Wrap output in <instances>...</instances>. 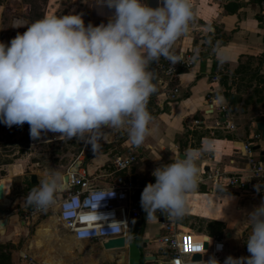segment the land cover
I'll return each instance as SVG.
<instances>
[{
    "label": "clouds",
    "instance_id": "clouds-1",
    "mask_svg": "<svg viewBox=\"0 0 264 264\" xmlns=\"http://www.w3.org/2000/svg\"><path fill=\"white\" fill-rule=\"evenodd\" d=\"M98 5L111 10L107 24L85 25L81 13L45 16L8 44L0 42V123L9 128L27 123L32 139L58 133L61 140L91 145L93 152L104 128H125L133 146L144 143L152 119L147 102L157 90L149 65L161 57L173 66L181 62L172 48L188 31L193 6L191 0H159L155 7L144 0H99ZM206 150H188L153 170L155 183L140 197L147 220L156 212L173 219L186 214V194L199 184L198 162ZM262 186L254 185L257 192ZM63 187L61 175L50 173L26 203L46 211ZM247 219L250 255L228 256L223 264H264V203ZM206 264L219 261L213 257Z\"/></svg>",
    "mask_w": 264,
    "mask_h": 264
},
{
    "label": "crops",
    "instance_id": "crops-1",
    "mask_svg": "<svg viewBox=\"0 0 264 264\" xmlns=\"http://www.w3.org/2000/svg\"><path fill=\"white\" fill-rule=\"evenodd\" d=\"M262 1L191 0L194 18L189 23L188 31L175 41L172 53L178 57L180 52L191 50L197 53V57L193 65L180 68L170 78L162 76L154 68V62L149 65L148 70L153 73V83L157 90L147 102L152 119L149 124L150 132L144 143L139 147L133 146L125 128H104L98 141L99 149L93 152L91 145L85 144L81 154L69 167L72 168L76 161H80L77 170H85L88 176L93 177L94 183L103 185L117 173L113 164L114 158L135 153L136 161L131 165L133 171L130 166L124 174H130L132 180L141 185L155 180L152 175L155 168L171 163L188 150L207 148L198 162L199 184L196 189L186 194V214L176 219V222L197 237L222 239L226 250L229 251L224 252L223 258L225 255L237 258L234 251L240 254L237 245L231 250L226 245L227 241L236 235L229 229L239 220L240 213L248 214L254 207L264 203V186L256 193L230 189L224 179L214 177V169L218 167L223 172L230 171L246 178L251 176L247 157L243 154V145L250 143L252 157L264 163V135L256 127V123L263 120L255 119L250 121L246 137L233 136L232 131L237 128L230 116L229 101L225 94L220 93L217 66L219 63L234 64L243 56L264 53V30L258 14ZM80 2H83V5L88 3V13L83 16L85 25L108 23L111 10L100 7L99 0ZM144 2L155 7L158 6L159 0ZM175 87L178 88L177 93H173ZM241 102L236 105L237 109H242V105H239ZM221 106H225L226 111L222 110ZM226 117L234 123L233 129L223 125ZM41 137L43 138L38 140L58 138L59 134L48 132ZM107 164H113L114 169L108 173H100L99 169ZM67 170L58 173L63 179V184L66 182ZM33 173L37 175L38 181L30 185L36 188L46 176ZM22 183L26 187L23 179ZM261 184L264 185V172ZM141 193L137 191L135 197L141 213V228L143 224H151L154 232L142 233V237L148 238V243L142 251L144 255H155V259L162 263L168 255V250L162 247L159 241L164 233L161 225L164 213L156 212L155 219L147 220L140 205ZM63 194L62 191L57 193L56 200ZM9 208L5 232L11 231L15 222L11 216V207ZM53 209L56 211L54 207L51 210ZM22 218L23 215L19 214L21 222L24 221ZM58 220V215L57 218L51 217L38 231V234L42 231L50 234L41 237L44 243L52 237L56 239L55 256L52 249L46 250L44 259L41 254L42 258H38L39 260H45L47 264H118L116 253L104 250L100 242L77 240L66 229L59 232L56 226ZM93 257L101 262H94Z\"/></svg>",
    "mask_w": 264,
    "mask_h": 264
},
{
    "label": "rangeland",
    "instance_id": "rangeland-1",
    "mask_svg": "<svg viewBox=\"0 0 264 264\" xmlns=\"http://www.w3.org/2000/svg\"><path fill=\"white\" fill-rule=\"evenodd\" d=\"M80 1L0 0V42L8 44L17 33L22 34L27 30L28 25L47 14L63 16L81 13L86 16L89 10L88 3L83 5L84 3ZM217 71L220 93L241 97L240 106L246 101L249 103L246 110L241 108L237 111L230 110V116L237 128L232 131L233 136L246 137L250 121L264 117V53L243 56L234 64L219 63ZM235 112H238V115ZM29 131L27 123L22 127L13 125L11 128L0 123V182L6 184V202L3 200L0 203L11 207L13 212L11 216L15 219L11 231H0V264H24V256L37 260L43 256L44 259L45 251L51 249L55 256V237L45 240L44 243L41 237L50 234L47 231L38 234V231L44 227V225L41 226L43 223L50 221L51 217L57 218V212L53 209L32 213L34 206L26 203L27 195L31 190L22 183V175L35 172L45 177L53 172L62 173L72 165L85 145L84 142L75 138L35 141L30 137ZM19 214L23 215V222L20 221ZM56 226L59 232L64 231L59 220ZM229 230L236 235L227 241L228 249L231 250L237 245L236 248H240V254H237V251L233 252L237 258L250 255L246 243V238L251 231L247 213H240L239 220ZM141 231L154 233L151 224H143ZM225 252L229 251L225 248ZM226 258L227 255L223 259ZM93 261L101 262L94 257ZM108 264H115V262Z\"/></svg>",
    "mask_w": 264,
    "mask_h": 264
},
{
    "label": "built area",
    "instance_id": "built-area-1",
    "mask_svg": "<svg viewBox=\"0 0 264 264\" xmlns=\"http://www.w3.org/2000/svg\"><path fill=\"white\" fill-rule=\"evenodd\" d=\"M258 14L264 30V0ZM178 57L181 58V62L174 66L161 57L158 62H154V68L162 76L170 78L180 68L193 65L197 53L191 50L182 51ZM177 92L178 88L175 87L173 93ZM221 108L225 111L227 109L225 106H221ZM223 125L230 129L234 128V123L227 117L224 119ZM251 149L250 143L246 142L243 145V154L247 157L251 176L246 178L230 171L223 172L216 167L213 173L214 177L224 179L230 189L244 193H256L254 185L261 183L264 163L252 157ZM135 161V153L114 158L113 164L117 173L103 185L94 183L93 177L88 176L85 170L74 171L73 168L67 170V181L61 190L64 194L56 200L53 207L56 209L58 219L64 229L70 232L75 239L101 243V241L113 237H128L130 220L140 218L141 214L135 198L136 193L137 191L142 192L149 183L136 184L130 174H124ZM151 183H155V180ZM110 193L114 194L108 195ZM37 212L45 211L34 206L32 213ZM161 225L164 233L160 236L159 241L162 247L168 250V255L162 263L154 259L152 264H206V261L213 257L219 261V264H222L225 252V244L222 239L197 237L180 227L176 219L170 218L166 213L162 216ZM194 254H200V259L193 260ZM24 264L46 263L30 256H24Z\"/></svg>",
    "mask_w": 264,
    "mask_h": 264
},
{
    "label": "water",
    "instance_id": "water-1",
    "mask_svg": "<svg viewBox=\"0 0 264 264\" xmlns=\"http://www.w3.org/2000/svg\"><path fill=\"white\" fill-rule=\"evenodd\" d=\"M257 129L261 130L264 135V121H258L256 123ZM37 141L38 139H34ZM258 146H256L257 148ZM180 157L183 156L179 155ZM262 159H264V151H262ZM80 166V161H76L73 165V170L76 171ZM114 169L113 164H107L99 169L100 173H108ZM133 171V166H131ZM23 182L26 184L37 183L38 178L34 173L24 174L22 176ZM65 180L67 176L65 174ZM4 198V184L0 182V200ZM10 213V208L7 204L0 203V229L6 228L7 216ZM143 231H141V219L133 218L130 220L128 237L118 236L101 241V247L106 251H112L116 253L118 260L126 261L127 264H152L156 258L155 255H144L142 248L148 243V238L142 237ZM193 260H199L200 254H194Z\"/></svg>",
    "mask_w": 264,
    "mask_h": 264
},
{
    "label": "trees",
    "instance_id": "trees-1",
    "mask_svg": "<svg viewBox=\"0 0 264 264\" xmlns=\"http://www.w3.org/2000/svg\"><path fill=\"white\" fill-rule=\"evenodd\" d=\"M225 96H226V98L229 101L230 110H234V111L236 110L237 111V106L236 105L242 100V98L241 97H236V96L231 95V94H225ZM248 104H249L248 101L244 102L243 105H242V109L246 110V107H247ZM235 113L238 115V112H235ZM257 120H263L264 121V117H260ZM252 147H254V145ZM26 188L30 190V189L33 188V186L30 185V184H27ZM5 202H6V197H5Z\"/></svg>",
    "mask_w": 264,
    "mask_h": 264
},
{
    "label": "bare ground",
    "instance_id": "bare-ground-1",
    "mask_svg": "<svg viewBox=\"0 0 264 264\" xmlns=\"http://www.w3.org/2000/svg\"><path fill=\"white\" fill-rule=\"evenodd\" d=\"M3 184H4V186H5V189H4V198L3 199H1L0 201H3V200H5V192H6V185H5V183L3 182ZM45 261V260H44ZM45 263H46V261H45ZM123 263V261L122 260H118V264H122ZM47 264V263H46Z\"/></svg>",
    "mask_w": 264,
    "mask_h": 264
}]
</instances>
